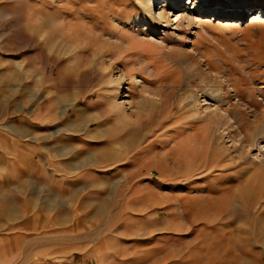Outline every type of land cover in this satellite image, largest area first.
Here are the masks:
<instances>
[{
  "label": "rangeland",
  "instance_id": "rangeland-1",
  "mask_svg": "<svg viewBox=\"0 0 264 264\" xmlns=\"http://www.w3.org/2000/svg\"><path fill=\"white\" fill-rule=\"evenodd\" d=\"M137 2L0 0V264H264V158L183 118L202 70L253 111L235 139L258 122L264 16L201 15L177 47L176 12L162 35Z\"/></svg>",
  "mask_w": 264,
  "mask_h": 264
},
{
  "label": "bare ground",
  "instance_id": "bare-ground-1",
  "mask_svg": "<svg viewBox=\"0 0 264 264\" xmlns=\"http://www.w3.org/2000/svg\"><path fill=\"white\" fill-rule=\"evenodd\" d=\"M259 1L255 0V2H259ZM233 2L235 3L238 2L239 7L238 8L233 7L231 11L224 12L223 5L225 4L221 3L215 9H210V8L207 9L209 5H206L207 3L206 0H195L193 3L192 0L191 1L189 0L188 1L185 0H141L140 1L139 0V3L137 2V7L139 11L137 14L133 16V22H137V24L139 25L141 24V21H143L149 23L151 26L155 28L160 27L158 28V30L162 29L161 31L163 33L162 35H165L164 31L169 30V27L172 25L168 21V15L166 13V9L174 10L177 16L175 22L173 23L174 26L173 31L169 33V37L174 40L175 45L178 47L181 44L187 43L189 39L191 40V38L193 39L194 42L195 36L198 31V30L195 31L194 28H198L200 30L203 29L206 24V22H202L198 18L201 15H209V17H216L219 19L224 18V16L226 17L229 16L231 18H236V20L241 21L245 16L246 10L248 11L255 10L258 13V17L264 16V4L262 3L257 4L251 0H230V1H226V4L227 3L233 4ZM155 6L157 7L156 12L153 10V7ZM150 25L148 26L151 27ZM151 29L154 33L157 32V30H154L152 27ZM138 37L139 36L135 35L133 38L128 40L127 43H124L121 39H119L120 43L122 42L121 44L124 46V52L126 53V57L128 59L134 57L133 55L135 54L138 55L141 53H147L146 50L141 48L139 49V47H141L140 45H144V47L155 45L154 43H152L154 38L145 41ZM115 44H116L115 49L119 50L120 44L119 43H115ZM126 61L128 60L126 59ZM143 63H145L146 65L145 59L143 60ZM137 68H138L137 70L140 73H142V71L146 69V67H143L142 65H139ZM201 71L198 82L199 84L195 91L192 90L191 88H188L186 83L184 82L186 85L185 91L187 93L189 92V97H187V103H186V107L188 109L187 112L189 113V116H183V118L186 119V123L188 126L189 124H198V126H200L199 128L193 129L192 131L193 135L187 136L188 139L198 138L200 132H202L200 134L206 133L205 137H207L208 133L212 131V134L216 133V138L220 141L219 144L221 145L222 150L225 149L224 151L226 153L230 149L225 147L224 139L228 138L229 142L234 141L232 143V146L234 147V150L240 152V155L244 151L256 149L260 153L261 157L264 158V107L257 115L260 116L259 117L260 119L258 118V122L254 120L255 123H253L251 129L244 130L243 132L244 135H241L242 137L238 135L237 137L238 139H235L236 138L234 137L235 130L239 129L240 127L244 128V122L246 121V118H248L247 116L250 114V112L252 113L253 111H248L245 108L242 109L240 98H238V94H236V91H234V89L232 88L222 89L218 86L214 87L213 85L214 83L211 82L214 79L210 78L211 75L210 77H207L208 80L210 81L209 84L206 83L205 82L207 81L206 75L203 73V71L201 73ZM127 77L129 79L130 75L126 74L125 72L120 73V77L118 79L119 81L117 83L118 89L114 93L116 97H118L121 89L120 87L121 80H123L124 78L126 79ZM129 81H131V79H129ZM200 100L203 102L202 105L200 104L201 102ZM151 102L154 101L152 100ZM211 103L213 104V106H215L214 109H210ZM201 106H205L204 110L202 111H201L202 109ZM224 107H226V109H223ZM230 114H231L230 117L231 120L229 121V117L227 118V116ZM225 124H227L226 129H223L220 132V129L225 127ZM236 142L238 143V145ZM224 151L222 153H225ZM256 158L258 157L256 156ZM258 162H259L258 165L259 164L264 165V159H260ZM256 163L252 160L250 161L249 164H256Z\"/></svg>",
  "mask_w": 264,
  "mask_h": 264
}]
</instances>
